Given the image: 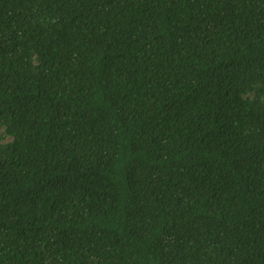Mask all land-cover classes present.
I'll use <instances>...</instances> for the list:
<instances>
[{
  "label": "trees",
  "instance_id": "obj_1",
  "mask_svg": "<svg viewBox=\"0 0 264 264\" xmlns=\"http://www.w3.org/2000/svg\"><path fill=\"white\" fill-rule=\"evenodd\" d=\"M0 264H264V0H0Z\"/></svg>",
  "mask_w": 264,
  "mask_h": 264
}]
</instances>
